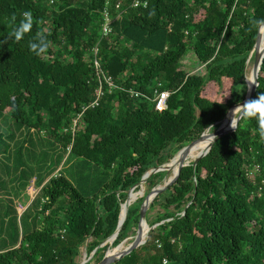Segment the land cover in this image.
<instances>
[{"label": "trees", "instance_id": "16d2710c", "mask_svg": "<svg viewBox=\"0 0 264 264\" xmlns=\"http://www.w3.org/2000/svg\"><path fill=\"white\" fill-rule=\"evenodd\" d=\"M109 1L0 0V264H99L132 242L144 197L105 243L130 191L247 97L264 0ZM26 12L31 28L17 41L9 34ZM40 35L48 47L37 55ZM258 81L252 99L264 93V59ZM258 128L241 119L184 166L147 210V242L112 264H264ZM166 176L151 174L144 196Z\"/></svg>", "mask_w": 264, "mask_h": 264}, {"label": "water", "instance_id": "95a60500", "mask_svg": "<svg viewBox=\"0 0 264 264\" xmlns=\"http://www.w3.org/2000/svg\"><path fill=\"white\" fill-rule=\"evenodd\" d=\"M264 26V24H262L259 28V33L257 35V38H256V42H255V45H254V48L252 50V53L250 54L249 56V59L251 58L252 54L254 53L255 56H254V63H253V66H252V70H251V77H252V81L250 82L247 78V83H248V86H249V90H248V94H247V97L246 99L233 106L231 109H229L228 113L226 114V116L223 118V120L221 121V124L220 126L218 127V129L214 132H210L208 131V133H203L198 139L194 140L193 142L189 143L188 145H186L185 147H183L174 157L171 161H169L168 163L166 164H163L159 167H156V168H152L151 170H149L148 172L145 173V175L143 176L141 182H140V185H141V188L139 191L135 192L133 189L130 191L129 193V196L127 198V200L122 204V208H123V205H125V214H124V217L122 218V210H121V214H120V220H119V223H118V226H117V229L115 231V233L108 239V241H106L105 243H109V245H112L113 244V241L115 240V238L118 236V233L121 229V227L123 226L126 218H127V214H128V209H129V206L130 204L137 200L139 197H144V200H143V203L141 205V208H140V220H139V225H138V230L136 232V234L130 238H133V241L130 242L128 244V246H126L123 250H120L117 252L118 249H120L123 245V243L126 240H124L121 244L117 245L116 247H114V249L116 251H113V252H110V248L108 249L107 253L105 254L104 258L102 259V261L99 263V264H112L113 262L117 261V260H120L121 258H123L124 256L130 254L133 250H135L136 248H138L139 246L145 244L149 238V233L152 229V227L149 226V224L147 223L146 221V213H147V210L149 209V206L150 204L153 202L154 198L163 190H165L168 186H170L172 183H174L177 179H178V176L180 174V171L182 170V168L186 165H189V163L191 161H187V158L190 154V152L193 150V148L198 144L200 143L205 137L206 135H210L212 137V140L211 142L209 143L207 149L201 153H199L195 158L192 159V162L194 165L197 164V162L202 158L204 157L206 154H208V152L210 151L211 147H212V144L214 143V141L216 139H218L219 137L227 134V133H230V132H233L236 128H233L231 126H227V118H228V115L229 113L231 112V110H235V108L243 103H245L246 101L250 100L253 98L255 92H256V89L259 85V81H258V78H259V72H260V69H261V65H262V62H263V59H264V47H260V43H261V35H260V30H261V27ZM249 59L247 60V62L249 61ZM240 122V121H239ZM239 124V123H238ZM175 159H179V165L177 167V169H175L173 171V174L172 176H168L169 173H170V169H171V163L172 161H174ZM162 170H165L167 171V176L165 177L164 179V184H161L157 187H155L154 189H152L146 196L145 195V182L147 180V178L155 173V172H158V171H162ZM144 188V189H143ZM133 194H136V197L135 199L132 201L131 200V196ZM144 224H146V226L148 227V230L146 232V235L144 233ZM105 243H103L102 245H104ZM91 259V256L86 258V255H85V258L84 260L80 263V264H85L86 262H88L89 260Z\"/></svg>", "mask_w": 264, "mask_h": 264}, {"label": "clouds", "instance_id": "9594fccd", "mask_svg": "<svg viewBox=\"0 0 264 264\" xmlns=\"http://www.w3.org/2000/svg\"><path fill=\"white\" fill-rule=\"evenodd\" d=\"M24 15L27 17L26 21L22 22L21 26L14 29L9 34L10 36H14L17 41L22 38L24 32L31 28V14L26 12ZM47 47V39L43 35H40L35 41L30 42V50L37 55L44 52ZM235 112L238 113V115L234 116L232 113L230 120L231 127L236 128L241 119L255 117L259 125V135L261 138H264V93L259 94L257 98L250 99L237 106Z\"/></svg>", "mask_w": 264, "mask_h": 264}, {"label": "built area", "instance_id": "2783aa9c", "mask_svg": "<svg viewBox=\"0 0 264 264\" xmlns=\"http://www.w3.org/2000/svg\"><path fill=\"white\" fill-rule=\"evenodd\" d=\"M58 0H50L51 3H54ZM143 3V5H147V1H144V2H141L140 0H134L132 5L134 7H137L139 5H141ZM107 4L109 5L110 4V1L108 0ZM117 8H120V4L118 3L116 5ZM115 20V18L111 15V12H110V9L108 8H105L104 9V12H103V22H102V33L103 35H108L110 34V32L112 31V23L113 21ZM97 52V48H95V53ZM96 64H98L97 60H96ZM156 94L158 93L157 90L155 91ZM97 94L98 96L102 94V90L99 89L97 91ZM135 96H138L139 94L137 92H134L133 93ZM166 97H167V94L166 93H162L161 96H160V100H159V105H163L165 100H166ZM98 104V101L95 100L92 104V106H96Z\"/></svg>", "mask_w": 264, "mask_h": 264}, {"label": "bare ground", "instance_id": "6f19581e", "mask_svg": "<svg viewBox=\"0 0 264 264\" xmlns=\"http://www.w3.org/2000/svg\"><path fill=\"white\" fill-rule=\"evenodd\" d=\"M264 41V30H263V32L261 33V43ZM261 43H260V47H261ZM264 47V46H263ZM248 80L251 82L252 81V77H251V75L248 77ZM232 113H233V115L235 116L236 115V112H235V110H231V112L229 113V115H228V118H227V120H226V122H227V126H230V118H231V116H232ZM211 140H212V137L210 136L206 141H205V143L203 144V146H202V148L199 150V152L198 153H196V154H192V153H190L189 154V156H188V158H195L199 153H201V152H203V151H205L206 149H207V147H208V145H209V143L211 142ZM199 144V143H198ZM197 144V145H198ZM196 145V146H197ZM195 146V147H196ZM191 159V160H192ZM191 160H189V161H191ZM178 165H179V159H175L174 161H172V163H171V169H172V173H173V171L175 170V169H177V167H178ZM171 169H170V172H171ZM135 198H133L132 199V201L134 200ZM124 214H125V205H123V208H122V218L124 217ZM144 226V233H145V235H146V232H147V230H148V227L146 226V224H144L143 225ZM114 249V248H113Z\"/></svg>", "mask_w": 264, "mask_h": 264}, {"label": "rangeland", "instance_id": "374dc122", "mask_svg": "<svg viewBox=\"0 0 264 264\" xmlns=\"http://www.w3.org/2000/svg\"><path fill=\"white\" fill-rule=\"evenodd\" d=\"M188 59H190L193 63H194V55H193V53L192 52H189V54H188ZM191 70H194L195 72L197 71H199L200 72V68L198 67L197 68V66L194 64L192 67H191ZM251 70H252V68H251ZM251 70H250V72L248 73V77L251 75ZM236 115H238V113H236ZM206 133H208V131L206 132ZM192 161V160H191ZM172 172H170V176H172ZM29 189V193H30V197L31 198H33L37 193H38V187L36 186V185H34V181H32V184L30 185V187L28 188ZM144 189V188H143ZM162 192V191H161ZM25 209V205L24 204H19V211L20 212H22L23 210ZM130 242H124L123 243V245H122V247L120 248V249H118L117 250V252L118 251H120V250H123L126 246H128V244H129ZM114 247H112V248H110V252H113V251H116L115 249H113Z\"/></svg>", "mask_w": 264, "mask_h": 264}]
</instances>
